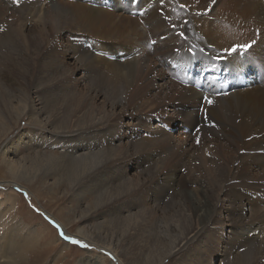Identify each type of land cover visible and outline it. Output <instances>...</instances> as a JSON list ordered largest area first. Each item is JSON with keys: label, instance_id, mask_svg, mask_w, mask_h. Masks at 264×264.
<instances>
[{"label": "rangeland", "instance_id": "obj_1", "mask_svg": "<svg viewBox=\"0 0 264 264\" xmlns=\"http://www.w3.org/2000/svg\"><path fill=\"white\" fill-rule=\"evenodd\" d=\"M124 2H126L125 7L127 9H136L131 6V0H121V2L117 0H100L99 7L116 14L121 10ZM71 3L80 4L77 0H0V31L3 32L4 30V33H6L5 29L13 30L16 40H14L15 43L13 42V45L16 46V50L11 51L9 48L10 50L8 52H0V80L4 82L6 88L13 91L15 98L20 97V99H22V97H24V99H28L30 102L29 97L31 96L35 102L40 100V110L44 105L42 102L43 99L47 105V107H45L47 110L45 116H49L48 111L52 112L54 108V111H57L59 114H61L62 111L64 112L66 107H68V98L73 97L72 99L77 103H79V100H82L85 104L90 105L91 102L94 101L97 106L96 113L93 111L90 116L87 117L86 115L88 114H85V108H82L79 104V109L75 114L70 115L74 117L75 121L79 116L85 120L91 118L95 119V114L102 117V120L99 122L95 123L93 121L92 127L85 130H78V135H75L76 132L66 134L73 135V137H66L68 140L73 139L71 146L80 145L85 147L88 145L91 147V141L87 140V135L100 133L98 135L99 137L92 142V156L81 161H74L69 158L45 161L44 164H40V167L38 165L39 162L36 161L37 159L34 156L35 154L42 153L59 156L62 152L65 153L69 151L68 147H62L65 142L63 141L64 139L62 137L64 134H61V130L34 121V117L32 118V116L27 113L28 110H26L27 112L24 111L25 113H23V115L19 114V118L16 116V120L12 119L11 123L6 126L9 128H4L6 123H1L0 120V246L4 245L3 247H5V251H3V253L0 252V264H83L82 262H85L87 259L90 261L84 264H123L113 259L109 247L107 248L110 230L115 229L119 237L121 235L125 239H128L130 234L128 232L132 233V230L134 228L137 230L140 225L135 224L132 226L133 229H130L126 234L123 229L111 228V225L107 223L106 215H102V217H97L95 219L91 218L90 215L94 213L98 214L104 210V201L108 198L109 193L110 195L112 194L105 184L108 183V181L105 180L115 176L117 180L115 183L119 186L121 179L126 175L134 180V184L129 186L128 190L126 187V191L143 189L145 190V194L152 195L151 202H147V207H145L147 212L153 209L155 211L157 210L156 213L158 215L156 224L158 227H156L155 230L156 232L158 231V241L156 240V242H152L148 246L140 264H171L182 252V250L180 252V250L177 249L179 248L178 242L184 237L183 234L185 230L177 226L178 223L177 220H175L176 218L170 216L168 221L165 219L162 220L161 216L165 209L161 204H163V202L164 204L171 201L174 202L179 198H182L181 200L183 202L187 200V202L190 203L188 205L190 206V210L196 214L195 219H193L194 223L198 221L202 223L210 207L205 203L208 200L204 197L202 191V187H204V190H211L208 185H203V182H206L208 179L204 178L205 176L203 173H196L194 177L200 179L198 180V184H195L188 179L187 165L176 167L178 159H182L186 164L187 161L192 162L194 160V154L190 152L192 147L193 149H195L194 147L197 149L198 147L213 148L224 147L226 145L225 147H229L228 150L230 153L226 149V154L224 156H229V158L232 155L231 152L233 153L232 150L234 147H263L264 129L260 130L261 128H259L258 125L252 124L253 117H249L247 112L243 114L238 106H234V108L231 107V112L229 114L223 111H220L221 113L219 112L222 116L230 117V120H222V122L227 125L222 126L216 119V122L210 120L211 117H214L212 112H209L212 115L208 114L206 108L202 105H197L195 112L198 114V118H208L209 121L215 122L218 125L217 132H222L221 138L213 135H211L212 137H206L205 132L199 135L200 131H196L195 129L190 130L188 127H184L181 120L182 116L179 113H174V107L166 103L164 98L159 95V91L156 90V87L152 90L151 88H147L148 91H146L145 96L136 103L129 102L130 98L128 96L118 97L113 88L101 84L103 79L100 81L95 72H93L85 62H81L82 58L88 57V53L113 62H120L119 56L109 59L105 54V51L114 53L115 51L107 49V46L111 48L112 44L102 40L103 35L100 36L94 32H85V27L77 21L76 24L78 28H76L74 24L64 29L58 27L53 30L49 25L56 19L52 16L46 18V25L44 27L39 26L36 20L31 19V17L24 18V15L21 14L20 11L15 12L17 9H14H21V7H26V5L32 6L39 4L49 6V8H47L48 10H53V4H56V7L64 9L65 6ZM131 16L137 19L139 17L138 14H133ZM138 22L142 27L146 28L147 25L145 22L142 20H138ZM77 29L78 32H76ZM249 30L252 33L254 32V36L250 34V37L256 38L258 35L257 31L255 32L252 27H250ZM243 33L244 31L242 34ZM4 37L5 36H0V39ZM254 38L252 40L245 39L242 42V44H252V47L248 50V54L245 56L247 59L250 51L256 49L254 48L255 43H253ZM259 41L260 40H258V42ZM148 47H151L150 50L147 49L145 45H143L142 49H144L146 53L150 52L153 54L155 46L152 44V41H150ZM85 54L86 56H84ZM235 56L245 62V58L242 59L238 55ZM192 61L193 59L189 60V62ZM198 62L199 61H194L193 66L196 67ZM21 64L25 65L21 67ZM167 65H169V67L171 66L172 70H176L168 60ZM18 66L20 69H18ZM156 67L158 68V66ZM249 68L253 74L261 78L263 77L264 71L259 63L254 64V66L250 64ZM24 69L28 72V77L25 80L22 74L20 75L19 73ZM152 76L150 78L153 79ZM147 80H149V77ZM172 80L182 83L181 80L177 78ZM133 83L130 84L129 94H132L134 90H132V88H135V84ZM148 83L150 84V81L146 82V84ZM137 84L139 87L145 85L144 81L141 80L137 82ZM256 85L258 86L259 84ZM252 88H255V86ZM252 88L248 89V91H251ZM40 90L43 91L41 92ZM34 91L40 93V99L36 96L37 94H34ZM95 95H97V98ZM140 103L144 105V107ZM112 104H116L114 115L109 113ZM38 105L39 104H37V106ZM174 109L181 111L178 107ZM251 109L249 108V110ZM148 118L160 119L161 129L169 133L171 139L165 140L158 147H139L138 143L141 140H156V138H158V136L147 133L143 125H139L140 121L145 123ZM239 121H244V123L251 125L252 131L249 132L246 129H242L238 125ZM72 124L80 127L79 122H72ZM66 130L69 131L68 129ZM112 138L118 139L117 143L112 145ZM20 139L21 141L19 143L18 141ZM101 140L102 142H100ZM232 140L236 141L237 146L233 143L231 144L230 141ZM102 144H105V146ZM230 148L233 149L231 150ZM174 150L176 153L175 156L172 155ZM7 151L9 155L6 153ZM88 151L90 152V150ZM199 151H201V149H199ZM240 152L245 153V150H240ZM231 159H234L233 155ZM25 160L27 163L24 162ZM22 161L24 162V168L26 165L28 166L27 169L29 172L23 168L22 171H26L28 174L22 172L25 175L21 173L19 177V175H17L18 172H14L13 174L8 168H10V162L23 163ZM192 164L197 165L196 161ZM234 164H238V162ZM229 165H232V163ZM30 172L32 174H30ZM53 172L55 175L59 176L56 177ZM94 172L101 173L104 176L101 179L94 178L87 186L80 185L82 180L84 182V179ZM150 172L155 173L151 175ZM201 178H203L204 181ZM100 180L102 181L101 184L99 182ZM15 182L16 184L14 185ZM206 183H208V181ZM193 185L195 187L197 186L195 191ZM116 191L119 192L118 190ZM163 191L165 194H161ZM25 193L27 196H25ZM217 196L218 195H215V197ZM154 198H156V201H154ZM249 200L248 203L251 205V198ZM203 204H206V206ZM35 209H39V212ZM219 212L220 210L218 213ZM45 216L55 221L56 224L62 223L65 225L67 227V232L70 234H68L69 237L79 240L81 243L89 245V247L82 248L79 245H74L62 239L57 228L53 227V225L45 219ZM220 220L224 221L222 219ZM83 222H85L86 225H83ZM215 226L218 228V235H215L217 232H214L212 229V233L214 234H212L211 231L210 233L214 237V240H217V243L213 240V243L210 244L211 246L209 245L210 247H206L204 238L198 243V248L196 246V248L192 249L193 251H191L190 257L187 259L188 263L235 264L236 256L243 254L245 246L239 249L236 248L238 246L234 243L235 238L229 232L230 230L224 229L225 231H221L219 224ZM84 228L88 230L89 233L88 235L86 234V236L81 234ZM146 230L147 229L144 230L145 234ZM254 233H256L255 236L257 235L259 242H261V244L264 243V233L262 230L260 233L259 230L253 232V234ZM12 242L20 247V252L22 253L20 256L14 253V255L6 253L10 249L8 247L9 244L11 245ZM118 245L122 246V249L130 248L129 244L126 246L125 244ZM171 245H173L172 248ZM116 249L119 251L122 250L119 247ZM172 251H175L176 255L172 253V256H170ZM4 255H7V258H3ZM166 256V260L161 263L160 261Z\"/></svg>", "mask_w": 264, "mask_h": 264}, {"label": "bare ground", "instance_id": "obj_2", "mask_svg": "<svg viewBox=\"0 0 264 264\" xmlns=\"http://www.w3.org/2000/svg\"><path fill=\"white\" fill-rule=\"evenodd\" d=\"M77 1L80 4L71 3L68 6H65L64 9L56 7V4H53V10H48L47 8H49V6L44 4L32 6L26 5V7L23 5L24 7H21V9H14H17L15 12L20 11L21 14L24 15V18L31 17V19L36 20L39 26L44 27L46 25V18L52 16L56 19L55 21H52L53 23H50L51 25H49L53 30L58 27L64 29L67 26L74 24V26L78 28L76 24L77 21L85 27V32H94L100 36L103 35L102 40L112 44V47L109 48L107 46V49L115 51V53L105 51V54L109 59L119 56L120 62H113L89 53L87 55L88 57L81 59V62H85V64L99 77L100 81L103 79L101 84L113 88L118 97L128 96L130 98L129 102L136 103L145 96L146 91H148L147 88H151L152 90L156 87V90L159 91V95L164 98L166 103H169L174 108L178 107L181 109V111H177L173 108V111L174 113H179L182 116L181 120L184 123H182V125H184V127H188L190 130L195 129L196 131H200L199 135H202L205 132L206 137L213 135L221 138L220 136H222V132H217L218 125L215 123V119L221 123L222 126H227L224 122H222V120H230V117L222 116L220 111L229 114L231 112L230 108H234V106L240 107V111L243 114H246L247 112L249 117H253L252 124L258 125V127L261 128L260 130L264 129V75L261 78L263 81L257 82L256 84L259 85H255V88L251 87V91H248V89L251 88H243L238 84V82H235L230 84L228 86V90L224 93L223 90L222 92L219 91L221 89V84L211 82L209 86L212 89H208V92L205 91V89L200 90L201 85H185L172 80L177 78L181 81H185V78H182V74L178 70H172L171 66L169 67V65H167V60L171 62L172 67L173 65H178V67H181L182 69H186L190 64L191 69L194 72L203 73V64L208 65L215 61L211 59L213 54L223 55L225 50L230 49L233 45L242 44L245 39L252 40L254 37H250V34H253L254 36V32L252 33L249 30L250 27H252L255 32L257 31L258 35L254 38V48L256 49L250 51L248 59L252 60L253 64L259 63L264 71V0H216L214 10L209 12L207 15H197V13H204L208 5L211 3V0H140L139 5H133L131 3V6L136 8L135 10L132 8L127 9L125 7L126 2H124L121 10H119L116 14L99 7L100 0ZM117 1L121 2V0ZM181 5H184V7H181ZM141 12L143 15H140ZM133 14H138V19L135 17L133 18L131 16ZM138 20L145 22L147 25L146 28L142 27ZM186 21L187 23H185ZM5 31L6 33H4V30L3 32L0 31V36H5L0 39V52H8L10 49L11 51L16 50V46L13 45L15 43L14 31H11L10 29H5ZM243 31L244 33L242 34ZM76 32H78V29ZM181 33L184 34L183 37H181ZM161 37H164V39H161ZM153 40L156 41L154 44V53H146L144 49H142L143 45L150 50L151 47L148 46L150 45V41ZM258 40L261 42H258ZM115 42H118L119 44ZM189 48H192V51L196 52L197 55L195 58H193L192 53L188 51ZM201 49H203V52H201ZM84 56H86V54ZM191 59H193V61L189 62ZM3 61L5 62L4 59ZM194 61H199L196 67L193 66ZM219 63L224 65L226 68H231L233 71H236V77L240 76V73L237 72L240 68H244L246 72H251L249 68L250 64L243 62L235 55L233 57H227L224 55L223 59ZM24 65L21 64L20 66L23 67ZM156 66H158V68ZM18 69H20L19 66ZM19 73L20 75L22 74L24 80L28 77L26 69L20 71ZM151 76L153 79L150 78ZM148 77L149 80H147ZM140 80L145 83L142 87H139L137 84ZM148 81H150V84H148L151 87L146 84ZM132 83L135 84V88H132V90L134 89L133 93L129 94L130 84ZM38 91H34V94H37L36 96L40 99L41 96ZM209 94L212 96H209ZM220 94L223 95L221 96ZM205 96L214 101L213 105L209 106L204 102L203 97ZM95 97L97 98V95H95ZM72 98L73 97L68 98V107H66L64 112L61 110L62 113L59 114L57 111H54V108L52 112L48 111L49 116H45V113L47 112L45 107H47V105L43 99L42 102L44 105L40 110V100L35 102L31 96L29 97L30 102L28 99H24V97H22L23 100L20 99V97L15 98L13 91L6 88L4 82L0 80V120L1 123H6L4 128L11 123L12 119L16 120V116L19 114L23 115V113H25L24 111L28 110V112H26L29 113L32 118L34 117V121L45 126L48 125L56 127L61 130V134H64L62 138L65 143L62 147H68L69 151H66L65 153L62 152L59 156L42 153L35 154L34 156L37 159L35 160L39 162V167L44 164L45 161H55L63 158L81 161L93 155V152L91 151L92 142L99 137L98 135L100 133L87 135V140L91 141V147L88 145L85 147L80 145L71 146L73 139L68 140L66 137H73V135L66 134L76 132L75 135H78V130H85L92 127L93 121L95 123L99 122L102 120V117L95 114V119L86 118L87 120H85L79 116V118L75 121L74 117L70 115L75 114V112L79 109V104L82 108H85V114H88L86 115L87 117H89L93 111L96 113L97 106L94 101H92L90 105H87L82 100H79V103H77ZM37 104L39 105L37 106ZM197 105H202L206 108L208 110V114H211L209 112H212L215 118L211 117L212 119L210 118V120L215 122L209 121L208 118H198V114L195 112ZM115 106L116 104H112L109 113L114 115ZM142 106L144 107V105ZM249 108L251 110H249ZM72 122H79L80 127L72 124ZM139 125H143L146 128L145 130L147 133L158 136L156 140L139 141V147H158L165 140L171 139V135L161 129L160 119L148 118L145 123L140 121ZM238 125L242 129H246L249 132L252 131V126L244 123V121H239ZM257 131L259 130L257 129ZM111 140L112 145L118 141V139L115 138H112ZM20 141L21 139L18 142L20 143ZM100 142H102V140ZM230 142L231 144L233 143L237 146L236 141L232 140ZM102 145L105 146V144ZM225 146L213 148L198 147L197 149L196 147H194L195 149L192 147L190 152L194 154V160L192 162L187 161L186 164V162L182 159H178V162L176 163L177 168L178 166L183 167L187 165L188 179L193 181L195 184H198V180L200 178L196 177V179L194 174L203 173L205 176L204 178L208 179V183H206L207 181L205 180L206 182H203V185H208L211 190H204V187H202L204 197L208 200L205 203L210 206L208 208L206 218L202 221V223L200 221L194 223L193 219H195L196 214L190 210V206H188L190 203H188L186 199L185 202L181 200L182 198H179L174 202L171 201L165 204L163 202V204H161L165 209H163V214L160 213L162 214V220L165 219L168 221L170 216L176 218L175 220H177L178 223L177 226H180L181 229L185 230L183 234L184 237H182L179 242L177 241L179 244V248L177 250H180V252L182 250V252L177 256L178 258H175V251L177 250L170 253V256H172V253H175V257L173 256L175 259L171 262V264H190L187 262V259L190 257L189 255L191 254V251H193L192 249L196 248L200 241L205 238L204 243L206 247L213 243L214 237L211 233L214 231L217 232L215 235H218L219 232L218 228L215 226L216 224L220 225L221 231H225L224 229L230 230L229 232L235 238L234 243L238 246L236 248L239 249L242 246H245L243 254L236 256L235 264H264V243L261 244L257 235L255 236L256 233L253 234V232L257 230H259V233L261 230L264 233V146L247 148L234 147V149L232 148L233 150L230 148L233 151L231 154L234 156V159H231L232 155L230 158L229 156H224L226 154V149H229V147ZM199 149H201V151H199ZM88 150H90V152ZM240 150H245V153L240 152ZM6 153L9 155L8 151ZM172 155H176L175 150L172 152ZM194 161H196L198 166L192 164ZM24 162L27 163L26 160ZM24 162H10V168L8 169L13 172V174L14 172H18L17 175H19V177L22 172L28 174V166L26 165L24 168ZM235 162H238V164H234ZM231 163L232 165H229ZM23 168L24 170H28V172L26 173V171H22ZM154 173L155 172H150L151 175ZM30 174L32 173L30 172ZM53 174L55 175L54 172ZM55 176L57 177L59 175ZM103 176L104 175L101 173L94 172L86 177L84 182L82 180V182H80L81 184H79L87 186V184L94 178L101 179ZM110 178L111 179L105 180L108 181V183L105 184L112 193L111 195L109 193L108 198L104 201L105 209L98 214L94 213L90 215V217L95 219L97 217H102V215H106L107 223L111 225V228L115 227L123 229L126 234L130 229H133L132 226L135 224L140 225L137 230L134 228L132 233L128 232L130 233L128 239H125L121 235L119 237V235H117V231H115V229H111L109 234L110 238L109 241H107V248L109 247V251L111 252L113 259H115L118 263L140 264L141 260L144 258L143 254L145 255L148 246L152 242H156L157 238H159V236H157L158 231H155L156 227H158L156 225L158 221V215L156 213L157 210L155 211L153 209L148 212L146 210V204L147 202H151L152 195L145 194V190L143 189H136L135 191L129 190L127 192L126 187L128 190L129 186L134 184V180L130 179L128 175L121 179L119 186L115 183L117 181L115 176ZM201 179L203 180V178ZM99 182L100 184L102 183L101 180ZM15 184L16 182L14 185ZM16 186L20 188L18 185ZM196 189L197 186L194 188V191ZM163 193L164 191L161 194ZM215 195L218 196L215 197ZM250 198L252 200L250 202L251 205L248 203ZM154 201H156V198H154ZM206 204L203 205L206 206ZM219 210L220 212L218 213ZM220 219L224 221H221ZM58 224L65 235L69 236L70 234L66 230L67 227L62 223ZM83 225H86V223L83 222ZM143 228L147 229L146 234L144 232L145 229ZM81 234L86 236V234L88 235L89 233L88 230L84 228L82 229ZM127 242L130 248L122 249V246L118 245L125 244L126 246L128 245ZM3 246H0V252L2 253L5 251V247ZM172 246L173 245H171V248ZM8 247L10 249L6 252L7 254L11 255L14 253L17 256L22 254L20 252V247L14 242H12L11 245L9 244ZM117 247L122 250H117ZM3 258H7V255H4ZM166 258L167 256L164 257L162 261H159L162 263L166 260ZM89 261L87 259L85 262H81L84 264Z\"/></svg>", "mask_w": 264, "mask_h": 264}, {"label": "snow or ice", "instance_id": "obj_3", "mask_svg": "<svg viewBox=\"0 0 264 264\" xmlns=\"http://www.w3.org/2000/svg\"><path fill=\"white\" fill-rule=\"evenodd\" d=\"M132 4H139L140 0H131ZM216 5V0H211V3L208 5L206 11L204 13H197V15H207L209 12H212L214 9V6ZM181 7H184V5H181ZM140 15H143V13L141 12ZM187 23V21L185 22ZM181 37H183V33L180 34ZM161 39H164V37H161ZM156 41L153 40L152 44H155ZM254 43V42H253ZM252 47L251 43L248 44H236L233 45L230 49H226L225 53L223 55L221 54H213V56L211 57L212 60H215L217 62H220L223 59V56L226 55L227 57H233L234 55H238L239 57H244V54L248 52V50ZM189 52L192 53V57L195 58L196 57V52L192 51V48L188 49ZM201 52H203V49H201ZM231 62V61H230ZM245 62L248 64H253V62L247 58H245ZM254 66V64H253ZM203 100L206 104H208L209 106L213 105L214 101L212 99H210L209 97L205 96L203 97ZM198 142V141H197ZM25 196H27V194L25 193ZM37 212H39V209H35ZM41 215H44L43 213H40ZM45 219L48 220V222L50 224L53 225V227L57 228V230L59 231V235L61 236L62 239L69 241L70 243L74 244V245H79L82 248H88L89 245L81 243V241L76 240V239H72L71 237L65 235V233L60 229V226L58 224L55 223V221L50 220L47 216H45Z\"/></svg>", "mask_w": 264, "mask_h": 264}]
</instances>
